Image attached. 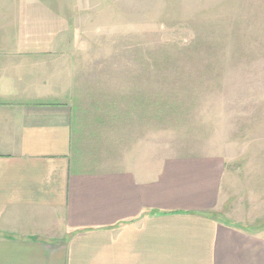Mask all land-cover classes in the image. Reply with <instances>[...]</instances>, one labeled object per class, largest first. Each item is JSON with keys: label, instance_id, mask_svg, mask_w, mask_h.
Segmentation results:
<instances>
[{"label": "crops", "instance_id": "obj_1", "mask_svg": "<svg viewBox=\"0 0 264 264\" xmlns=\"http://www.w3.org/2000/svg\"><path fill=\"white\" fill-rule=\"evenodd\" d=\"M76 6L0 0V264H264V226L218 212L223 158L118 150L70 104Z\"/></svg>", "mask_w": 264, "mask_h": 264}, {"label": "rangeland", "instance_id": "obj_2", "mask_svg": "<svg viewBox=\"0 0 264 264\" xmlns=\"http://www.w3.org/2000/svg\"><path fill=\"white\" fill-rule=\"evenodd\" d=\"M73 1L70 104L118 150L220 156L218 212L263 229L264 0Z\"/></svg>", "mask_w": 264, "mask_h": 264}]
</instances>
